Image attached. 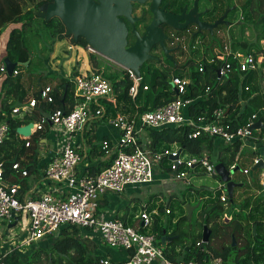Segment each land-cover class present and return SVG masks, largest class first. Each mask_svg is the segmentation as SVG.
<instances>
[{"label":"trees","instance_id":"1","mask_svg":"<svg viewBox=\"0 0 264 264\" xmlns=\"http://www.w3.org/2000/svg\"><path fill=\"white\" fill-rule=\"evenodd\" d=\"M27 1L32 2V0H0V35L6 27L18 26L10 29L4 48V58H8L14 64L13 71H18V74L16 76H13V74L7 76L6 74L2 77L0 122L3 120L7 122L9 134L8 140L0 147V167L3 179L9 183L19 184L21 181L19 176L12 170L13 164L19 163L28 174H33L35 168L30 159L38 143L48 135L50 128L48 117L57 110L68 113L75 103L72 82L68 80L58 79V83L51 87L53 101L46 103L40 99L39 90L31 92V88L21 77V71L24 69L22 64L28 60V53H31L28 45L29 35L35 37L34 44L36 45L40 40L46 42L47 40L62 41L66 39L65 28L57 18H53L48 22L38 18L33 8L23 9ZM48 2L50 0H45L43 3L39 2L35 6L40 7ZM232 6L227 3L221 13L216 17L213 16L212 19L218 20L226 9ZM242 8L244 12L243 21L237 24L247 28L260 26L262 33L258 34L257 39L252 42L233 41L230 43L231 49L232 51H253L256 58L258 52H260L259 41L264 38V0H243ZM39 21L41 27L33 32V28L38 27ZM175 33L178 34L179 38L184 34V32ZM76 46L86 48L83 40L78 42ZM215 46L214 43H208L206 46L205 40H203L200 59H187L180 67L172 66L170 71L163 67H160V69L153 66L145 68V72L141 73L140 88L134 101L128 96V90L132 83L128 80L126 74L121 72V76H118L112 73H104L101 60L93 54H89L88 61L91 70L102 73L112 83L116 99L114 105L103 102L106 114L102 121L106 119V116L113 117L117 112L132 113L135 110V105L138 112L142 113L152 111L171 102L175 98V93L170 88V79L171 77H178L188 81L183 98L194 100V103L186 111L188 117L194 120L201 117L210 119L212 112L221 108L226 112L225 121L233 128L245 125L253 114H256L257 118L264 123V93L260 92V82L257 81L259 76L257 73H260L264 68V62L256 72L239 74L236 71V63L232 58H227L225 61L217 59L214 54ZM46 48L47 45L44 43V49ZM178 53L183 56L182 50H179ZM191 53H199V50L191 51ZM210 59L212 61L208 62ZM166 61L172 65L171 62ZM227 65L230 70L227 71L226 76L219 78V69ZM30 66L31 60L26 68ZM199 66L203 67L202 72L198 71ZM73 75H77V72ZM37 86L38 88L43 87L40 84H37ZM143 86L147 87L146 91H143ZM245 87H248V91L244 90ZM31 98L36 100L34 108L28 113L13 114V109L24 105ZM39 122L43 124V129L35 132L27 141L16 135V128ZM190 132V128L186 126L176 129L166 128L161 131L147 130L149 147L152 151H159L162 148H169L171 145L176 144L190 156L207 154L214 164L222 163L226 168L235 163L241 147L240 142L225 146L208 135L191 139L189 138ZM93 133L94 131L91 136H93ZM91 138L93 140V137ZM261 138H264V128L260 130L259 139L255 142L256 145H261ZM92 140L91 157L97 158V154L104 156L105 151L101 149V146H93ZM26 142L30 143V147H25ZM256 155L257 151H254V156ZM113 157L114 155L111 159ZM111 159L105 164L100 163L97 167L91 166L87 170H91L93 175L99 173L109 165ZM216 178L219 180L218 177ZM21 184H24V182ZM241 187H245L244 182ZM257 187L262 188L260 184H257ZM25 190L26 187H21L20 195ZM189 190L198 196L206 197L198 204L199 220L193 225L190 224L192 214L188 218L187 213L184 214L185 209V211L183 210L184 213L175 220L171 199L166 206L158 207L157 215L152 216V224L148 230L143 229L140 225L135 227L134 223H137L134 218L135 215H125L128 217L126 218L127 221L122 220V222L126 226L136 228L140 233L155 235L159 245H161L160 239L163 233L167 237L174 238L166 242L165 245H161L163 254L169 260L203 263L207 258L220 257L224 264H262L264 260V237L259 236V231L264 229L262 223L264 219V200L256 198L251 202L250 199L245 198L236 206L233 204V198L232 201L228 199L227 203L224 204L219 200V193L212 197V192L209 189L190 187ZM246 193V191L243 192V194ZM176 203H181L182 206L186 205L185 200ZM98 206V214H100L101 200H99ZM245 209H249L253 213L250 212L245 215L246 218H243L242 214ZM165 210H168L169 214H166ZM151 211L152 208L147 209V212ZM225 214H228L230 220L224 219ZM166 217L167 219L162 221ZM253 226H256L254 237H252ZM204 227H207L210 231L207 243L201 242ZM245 231L249 232V235L253 238V243L245 240V237H243ZM232 239L235 240V246L231 244ZM101 259V256L93 255L92 251L89 250L86 239L78 237L76 228L65 227L60 231L59 238L53 242L49 250L40 248L24 254L13 253L4 257V264H99Z\"/></svg>","mask_w":264,"mask_h":264},{"label":"built area","instance_id":"2","mask_svg":"<svg viewBox=\"0 0 264 264\" xmlns=\"http://www.w3.org/2000/svg\"><path fill=\"white\" fill-rule=\"evenodd\" d=\"M233 6L236 9V5ZM241 21H243V12L237 22L229 24L228 27ZM195 44L199 45L200 42H195ZM221 44V50L214 52V54L220 61L232 58L236 63V71L239 74L256 72L264 62V38L259 41L260 52H258L256 58L253 51H232L229 43L223 41ZM182 45L181 50L183 51L185 48ZM201 46L200 44L198 49H201ZM86 49L90 50L87 47ZM211 61V59L208 60V62ZM229 70L228 65L221 67L218 71V77L226 76ZM122 71L132 83L128 90V96L134 101L140 88L141 75L136 78L129 69L122 68ZM198 71L202 72L203 67L199 66ZM6 74V67L1 62L0 76L4 77ZM12 74L16 76L18 71H13ZM66 80L73 84L75 103L68 113L57 110L48 117L50 125L48 135H52L56 140L51 159L40 179L41 183L48 188L41 192L38 199H33L24 193L20 195V184L9 183L3 179L0 167V222L11 224L13 223L12 214L17 218L19 213H25L29 221L26 235L22 239L15 241L13 238L8 237V234H11L8 232L12 228L7 229L6 235L0 236V242L4 247L0 251V264H4L5 256L13 253H25L27 247L31 244L58 236L65 227L76 228L78 236L82 239H86L83 234H95L104 245L113 249L124 250L128 254L124 264H224L220 257L207 258V261L203 263L169 260L163 254L162 246L157 243L155 235L140 233L136 228L126 226L118 219L107 220L101 218L98 215V202L107 193L120 194L127 188L135 189L138 186L152 183L153 169L156 166L162 172L171 174L173 181H179L187 188L211 190L212 197L216 196L213 188L195 187L189 182V179L201 174L216 179L219 200L226 204L229 198H227L225 184L216 178L218 176L214 169L215 164L207 154L190 156L176 144L171 145L169 148H162L159 151H152L149 147L147 130L161 131L166 128L176 129L186 126L191 130L189 134L191 139L208 135L225 146L240 142V148L250 146L254 152L258 147L264 146V138L260 139L261 145L255 143L259 137H255L254 133L258 132L260 134L261 129L251 130V126L258 120L257 115L253 114L245 125L238 128H233L225 121L226 112L221 108L214 110L210 119L201 117L194 120L186 114L188 107L194 103V100L183 98L188 81L171 77L170 88L175 93L174 100L152 111L142 113L138 112L135 105L134 112H117L109 119L110 126L119 133V139L114 146L106 140L101 141L100 146L105 151V155L113 151L112 155L114 157L106 168L97 174L89 175L78 171L85 157L77 146V138L84 137L85 134L91 131L96 122L102 121L106 114L103 102L115 104L113 85L102 73H96L92 70L86 73L77 72V75H72L71 78L68 77ZM142 89L146 91L147 87L143 86ZM244 90L248 91V87H245ZM39 94L42 101L46 103L53 101L51 86L40 88ZM35 104L36 100L31 98L24 105L13 109L12 112L13 114L28 113L34 108ZM262 124L264 123L262 122ZM33 127L32 135L42 130L43 124L40 122L33 123ZM8 134V124L3 120L0 122V147L8 140ZM19 137L23 139L21 136ZM28 139L23 140L27 141ZM246 142L248 144H245ZM25 147H30V143L26 142ZM258 161L259 156L257 154L252 159V166L257 164ZM236 167L238 165L235 162L227 170L230 172ZM12 170L20 179L29 175L19 163L13 164ZM239 171H242L243 175H248L250 170L249 168L243 170L239 168ZM259 184L264 190V173H261ZM220 189H224L226 194L220 193ZM188 193L190 195L195 194L190 190H188ZM54 194L60 195V197L54 196ZM196 196L198 204L206 199L202 195ZM165 213L169 214V211L165 210ZM154 215H157V211L146 212L143 210L135 219L139 221L143 229L148 230L151 227L152 216ZM224 219L230 220L228 214L224 215ZM262 223L264 225V219ZM99 264H110V262L102 259Z\"/></svg>","mask_w":264,"mask_h":264},{"label":"rangeland","instance_id":"3","mask_svg":"<svg viewBox=\"0 0 264 264\" xmlns=\"http://www.w3.org/2000/svg\"><path fill=\"white\" fill-rule=\"evenodd\" d=\"M45 0H32L27 1L26 4L24 5L23 9L26 8H33L34 12L38 13V10L40 7H36L35 5L39 2L43 3ZM216 1V9H215V17L221 13V11L226 7L227 3L231 5H236V9L234 11H231L227 17L226 20L231 23L235 24L237 20L239 19L240 15H242L243 8H242V2L243 0H237V1H232V0H215ZM227 2V3H226ZM40 3V4H41ZM208 5V2L206 0H201L199 6L200 8H203ZM40 6V5H39ZM244 14V12H243ZM15 26V25H11ZM38 27H34L33 32L36 31L41 27L40 21L38 22ZM10 26L6 27L1 35H0V64L3 62L4 59V48H5V43L8 37V32H9ZM166 32L170 31L169 28L165 29ZM179 34L182 32H178ZM262 33L261 27L260 26H252V27H244L243 25H232L230 28L225 25L218 26L216 30L214 31V37H210L208 33L203 34V38L205 40V45L207 46L208 43H214L216 48L214 49V52H218L221 50L222 42L225 41L227 43H232L233 41L238 42V41H248L252 42L253 40H256L258 37V34ZM28 37V35H27ZM35 37L32 35H29V48L31 49V66L29 68L24 67V69L21 71V77L23 81L30 87H33V92L36 91V88L38 87L37 84L38 82L50 85V86H55L58 83V79H61L63 77V80H66V78H71L73 73L79 72L81 69V62L77 61L76 57L77 54L79 53L78 49H76L77 46L72 44V42L69 39H65L62 41H52V40H47L46 42H43L40 40V42L36 45L34 44ZM53 42V43H52ZM44 43L47 45V48L44 49ZM185 49L183 50V56H179V60L177 61L178 64H183L187 59H195L198 60L201 57V49H198V44L192 43L188 44L185 43L182 45ZM72 48V49H70ZM49 49V51H48ZM199 50V53H191V51H196ZM83 51L87 54H92L90 50H87L86 48L83 49ZM50 52V53H49ZM94 56L98 57L101 62H102V70L104 73H112L116 74L118 76H121L122 68L115 63L101 57L100 55L93 53ZM179 53H175V58L178 56ZM72 58H74V61H72ZM42 60V62H40ZM44 63V64H43ZM171 69H172V65ZM145 67L141 70H143ZM64 71V73H63ZM68 72V73H66ZM69 74V75H68ZM259 84H260V90L263 91L264 93V69L259 73ZM59 77V78H58ZM2 76L0 77V79ZM73 87V84H72ZM262 113V112H261ZM255 137H259L258 132L254 133ZM87 138V135L85 136ZM53 141L56 145V140L53 137ZM101 141V136L96 135L93 140H92V145L94 146H99ZM241 156L242 160L240 162V167L241 170H243V167L245 166L246 168H249V170L252 167V159L254 158V152L250 146H243ZM84 164L88 163L86 160H82ZM157 169V167L155 166ZM261 177V173L259 171H255L252 174V177L250 175H243L242 171H236L234 174L231 175V179L237 183V184H243L245 183V187H239L235 188L233 191V204L238 206L239 203H241L245 198H248L251 200V202L256 199V198H261L264 200V190L261 188L259 189L257 187V184H259V179ZM155 178H158L155 176ZM161 179H165L166 181V186L160 187V185L156 182L153 184L149 185H141L133 189L134 191L130 194L124 193V194H119V198H122L121 200H128L131 201V198H133L134 201H132L131 206L129 207V214L130 215H139L141 213V209L145 207L146 205V199L148 196L154 194H158L161 196V202L164 199V202L162 203L163 206L167 204L169 201L168 198L170 197V193H167L168 189L173 190V195L171 194V197H174V200H171V205L172 208L174 209V218L177 220L184 212L183 210L185 209L186 205L195 207L198 205L197 202V196L194 195H189L188 190L189 188L185 187L182 185L181 182L179 181H173L171 174L166 173L164 177ZM189 182L195 186V187H207V188H213L214 194L217 195L219 193L218 190V184L216 182V179H213L209 177L208 175L201 174L200 176L197 177H192L189 179ZM168 188V189H167ZM199 189V188H198ZM246 191V194H243V192ZM220 193L226 194L224 189H220ZM167 194V195H166ZM188 196V199L186 196ZM227 196V195H226ZM228 198V197H227ZM185 200L186 205L182 206L180 204H177L176 202ZM122 202V201H121ZM134 205V206H133ZM198 207V206H197ZM195 208L194 211L192 212V220L190 222L191 225L195 224V222H198L199 217H198V208ZM185 211V210H184ZM251 211L249 209L243 210L242 217L246 218L245 215L250 213ZM253 213V212H251ZM186 215V212L184 213ZM167 219L163 218L162 221H165ZM136 220V219H135ZM28 217L26 216L25 213H19L17 214V224L15 227H13L8 233V237L13 238L15 241L17 239H22L26 235V229L28 228ZM136 225H139V221L136 220ZM189 224V225H190ZM7 230V224L0 222V232H3L4 235H6ZM253 233V232H252ZM259 236L262 238L264 237V229L259 231ZM243 237H245V240L250 241L253 243V238H251V235H249L248 231H245L243 233ZM252 237H254V233L252 234ZM42 242H44L45 245H41ZM49 240H44V241H38L30 246L27 247V252H33L34 249L38 250L40 248L44 249H50L52 246V243H48ZM101 244L104 246V243L101 242ZM232 244V243H231ZM2 246V243L0 242V247ZM105 248L110 247L106 246L105 247H100V249L94 248L93 255H101L103 252H106ZM98 250V251H97ZM114 250V249H113ZM24 254V253H22ZM44 261V260H43ZM42 261V263H43ZM230 264V263H227Z\"/></svg>","mask_w":264,"mask_h":264},{"label":"water","instance_id":"4","mask_svg":"<svg viewBox=\"0 0 264 264\" xmlns=\"http://www.w3.org/2000/svg\"><path fill=\"white\" fill-rule=\"evenodd\" d=\"M147 0H50L49 3H44L40 6L37 17L48 22L53 18H57L65 28V36L72 37V44L78 43V38H82L86 47L94 53L102 56L103 58L121 66L122 68L131 70L136 78H139L140 66L147 61L151 56L148 54L151 46L159 43L163 53L172 60L169 53L172 51L166 49L163 40L166 38L162 25H166L174 30H183L189 25H195L198 28L197 33L206 31L212 33L218 26H229L226 20L227 15L234 11L235 7L226 9L222 16L213 24L200 22L198 17V0H194L192 8L186 13L187 8L182 9L179 16L167 13L164 7H160L162 0H149V12L152 15L151 22L146 26L143 36H139L133 28L136 18L131 17V10L135 3L143 5ZM123 19L130 24L132 33L136 37L135 44L130 48L126 46L127 29ZM32 55L28 53V60L22 64L27 67ZM6 67L7 76H11L14 70L8 58L3 59ZM264 124L262 120L258 119L252 126V131L263 129ZM33 123L16 128L15 133L23 139H28L32 135ZM259 156L257 164L251 167L249 171L250 177L255 171L264 173V146H260L255 150ZM215 172L219 180L225 184L226 193L230 201L233 198V190L239 188L242 184H237L231 179V174L239 171L236 167L230 172L222 163L215 164ZM198 206V205H197ZM189 205L185 206L187 217L190 218L192 211L197 207ZM13 223L7 226L11 229L16 226L17 218L12 214ZM256 226H253L252 231L255 234ZM160 239L161 245L174 239L164 235ZM210 231L207 227L203 228L201 242L207 243ZM235 240L232 239V246H235ZM207 261V259L205 260ZM252 264V263H249ZM264 264V260L263 263Z\"/></svg>","mask_w":264,"mask_h":264},{"label":"crops","instance_id":"5","mask_svg":"<svg viewBox=\"0 0 264 264\" xmlns=\"http://www.w3.org/2000/svg\"><path fill=\"white\" fill-rule=\"evenodd\" d=\"M12 27H18V26H10V29ZM10 29H9V32H10ZM9 32H8V35H9ZM76 49H78L79 53L75 57H76L77 61L81 62V69L79 72L80 73H86V72L91 71L90 64L88 61V56L83 51V48L76 47ZM72 61H74V58H72ZM263 69L264 68H262V71H263ZM63 73H64V71H63ZM66 73H68V72H66ZM257 74L260 75L259 73H257ZM62 78L63 77H61V79ZM2 80H3V78L0 79V90H1ZM257 81H259V76H258ZM39 84L43 87L44 86H50V85H47V84H44L41 82L38 83V85ZM39 89H40V87L39 88L37 87L36 91H38ZM31 92H33V87L31 88ZM260 92H263V91L260 90ZM110 118H111L110 115H108V116H106L105 120H103L101 122H96L92 126L91 131L89 133L85 134L84 137H82L80 139L77 138V146H78V148H80L82 155L85 157V158H83V160H86L88 162L86 164L81 162V164L78 168L79 173L83 172V173H87L89 175H93L91 173V170L90 171L87 170L89 167H91V166L97 167L100 163L105 164L106 162H108L111 159V155L113 154L112 153L113 151L110 152L108 155H105V156H99L97 154V156H98L97 158H92L91 154H90L91 140H92L91 137L94 138L96 135H99V136H101V141L106 140L113 146L118 142L119 133L110 126V124H109ZM93 131H94L93 136H91ZM86 135H87V138H85ZM145 139H146V136H145ZM245 144H248V143L246 142ZM98 147H100V145ZM54 148H55V143L53 141V136L47 135L45 139H42L38 143L37 147L35 148V152L32 155V158L30 159L32 165L35 168L33 174H29L27 177L20 179V181H21L20 186L26 187V190L23 193L28 195L29 197H31L33 199H38L41 195V192L48 188L46 185H43L41 183L40 179L43 176V171H44L47 163L51 159ZM240 151H242V149ZM240 151H239L238 155L236 156V161H235L239 167H240L239 164H240L241 160L243 159ZM245 168L246 167L244 166L243 169H245ZM165 175H166V173L162 172V170L160 168H158V167H157V169L154 168L153 169V181L149 185L153 184L154 182L155 183L157 182L160 185V187H162V185L166 186V182H165L166 180L161 179ZM155 176H157L158 178H155ZM22 182H24V184H21ZM133 191L134 190L132 188H127L120 194L128 193L130 196V194ZM167 193H170V195H169L170 197L168 198V200H170V199L174 200V197L173 196L171 197V194L173 195V190L168 189ZM54 196L60 197V195H56V194H54ZM185 196L188 199V196L187 195H185ZM62 198H64V197L62 196ZM121 199L122 198H119V194H115V193L105 194L100 199L101 203H102V207L100 208L101 213L98 215L101 218L107 219V220L118 219L121 221L122 220L127 221L126 218H128V217L125 215H129V207L128 206L132 207L131 203L134 200H133V198H131V201L121 200ZM160 200H161V196L159 195V193L158 194L152 193V195L148 196V198L146 199V205L144 208L141 209V212L143 210H145L147 212L148 208H152V210L158 211V207L163 206L162 203L164 202V199L162 200V202ZM165 206H166V204H165ZM136 216L137 215H135V217ZM5 223L7 224V226L12 224V223L9 224L8 222H5ZM134 225H135V223H134ZM139 225H141V224H139ZM1 235H3V232H0V236ZM83 236L86 237V242L88 243L89 250H91L92 253L96 252V251H94V248H96V247H97V249H100V247H105V245L103 246L101 244L102 241L100 240V238L97 235H95V234H86V235L83 234ZM57 238H59V235L51 237V238H47L46 240H49L48 243L49 244L52 243V245H53V242ZM80 239H82V238H80ZM41 245L47 246L48 244L45 245L44 242H42ZM2 248H4V247L1 246L0 251L3 250ZM108 249L109 248H105L106 252H103V254L98 255V256H101L102 259L108 260L110 262V264H124V262L127 260L128 254L124 250H122V249H114L113 250V248H110V250H108Z\"/></svg>","mask_w":264,"mask_h":264},{"label":"flooded vegetation","instance_id":"6","mask_svg":"<svg viewBox=\"0 0 264 264\" xmlns=\"http://www.w3.org/2000/svg\"><path fill=\"white\" fill-rule=\"evenodd\" d=\"M208 2V5L200 8L199 4L201 0H198L197 6H198V13H201V15L198 17L200 22H205L208 24H213L216 20H213L212 17L215 15L214 9L216 8V1L215 0H206ZM49 3V2H48ZM194 3V0H162L160 7H164V11L170 14H173L175 16H179L182 13V9L184 7L187 8L186 13L192 8ZM149 6L150 1L147 0L143 5H139L137 3L134 4L132 10H131V17L136 18L137 21H134L133 28L137 32L139 36H143L145 33L146 26L151 22L152 15L149 12ZM123 22L125 23L126 29H127V35H126V46L125 48L132 47L136 42V37L132 33V28L129 23H127L124 19ZM163 33L165 35V39L163 40L164 47L166 49L172 50L169 55L172 57V60H169L168 57L163 53V50L159 43L151 46L148 54L151 56L147 61H145L139 68L140 73L145 72V68L149 66H153L154 68L160 69V67L166 68L170 71L171 66L167 63L166 60L171 62L173 67H180L182 64H178L179 56H176L175 53H178L179 50H181V45L188 43L192 44L197 42L202 45V42L204 40L203 34L208 33L206 31H202L201 33L198 32V28L195 25H189L187 28L183 30H174L166 25L161 26ZM169 28L170 31L166 32L165 29ZM214 29L210 35V37H214ZM175 32H184V34L179 38ZM66 39H69L72 42V37H66ZM83 40L82 38H78V42ZM84 41V40H83ZM60 42V41H59ZM174 44V45H173ZM200 44L198 45L200 48ZM173 45V46H172ZM181 57V56H180ZM145 67L143 70H141Z\"/></svg>","mask_w":264,"mask_h":264}]
</instances>
